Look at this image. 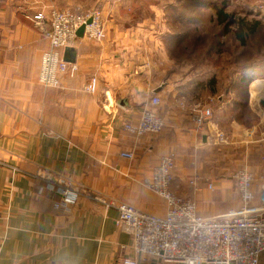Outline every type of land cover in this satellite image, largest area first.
<instances>
[{
    "label": "crops",
    "instance_id": "0c3cea01",
    "mask_svg": "<svg viewBox=\"0 0 264 264\" xmlns=\"http://www.w3.org/2000/svg\"><path fill=\"white\" fill-rule=\"evenodd\" d=\"M56 4L0 0V264H119L131 256L132 238L117 223L118 210L99 199L165 214V201L142 184L163 155L175 158L171 190L195 200L200 215L240 207L234 176L243 166L254 172L260 193L264 95L255 102L252 85L258 75L264 81L262 66L245 67L240 76L223 79L227 83L218 74L212 86L179 76L172 45L144 25L149 20L128 27L127 1L108 0L100 7L106 38L78 37L71 45L78 73L46 88L39 72L50 41L33 16ZM93 78L91 92L86 88ZM153 96L161 98L163 130L143 136L126 131L124 123L138 121ZM200 104L213 111L202 128L194 119ZM237 106L252 111L256 121L221 120L220 109ZM216 131L228 133L230 142L214 143ZM128 152L133 158L123 155ZM62 180L80 196L57 207L52 182ZM138 264L184 263L150 257Z\"/></svg>",
    "mask_w": 264,
    "mask_h": 264
},
{
    "label": "built area",
    "instance_id": "2783aa9c",
    "mask_svg": "<svg viewBox=\"0 0 264 264\" xmlns=\"http://www.w3.org/2000/svg\"><path fill=\"white\" fill-rule=\"evenodd\" d=\"M33 21L44 30L50 41V48L42 54L39 72V82L46 88L59 87L62 77H75L78 73L75 63L64 60L63 51L78 38L77 32L82 26L85 27L84 37L90 40L102 41L107 36L106 22L99 9L74 11L51 7L48 12L36 13ZM86 89L96 90L95 78ZM160 104L161 98L153 96L139 120L126 121L124 129L136 136L160 133L164 128V119L158 112ZM212 118L211 108L201 104L196 108L194 119L198 128ZM229 142L226 133L216 131L214 143ZM123 155L133 158L130 152ZM174 167V156L163 155L153 167L151 177L142 183L165 201L167 210L163 215L141 211L126 202L99 199L106 207L118 210L117 223L132 238L133 254L122 258L119 264H138L139 260L150 257L184 264H261L264 252V183L257 194L254 172L248 166L239 168L234 177L240 207L206 217L199 214L195 200L181 197L171 190ZM10 168L18 171L16 167ZM52 183L57 186L60 197L57 207L78 201L80 191L69 183L64 180ZM209 188L212 189L211 184Z\"/></svg>",
    "mask_w": 264,
    "mask_h": 264
},
{
    "label": "rangeland",
    "instance_id": "374dc122",
    "mask_svg": "<svg viewBox=\"0 0 264 264\" xmlns=\"http://www.w3.org/2000/svg\"><path fill=\"white\" fill-rule=\"evenodd\" d=\"M57 1L56 7L59 9L87 11L100 10L108 0ZM116 1H127V8L124 10L129 20L125 22L126 26H136L145 18L149 22L144 25L158 32L157 39L164 40L168 46L172 45L173 61L181 71L179 76L210 85V81L216 79L218 74L225 82L240 76L245 66L252 69L257 66L264 68V0H133L134 3L131 0ZM217 10L234 15L236 22L226 31L217 21ZM240 18L248 22L259 20L262 23L258 32L247 38L245 45H242L234 34L238 30L237 21ZM258 76H254L257 81L252 85V95L253 86L264 84L262 79H257ZM224 87L222 84L220 89ZM239 93V99L244 100L242 90ZM209 103L217 105V101ZM218 113L222 121H228L229 116L247 124L256 121L255 114L245 107L220 109Z\"/></svg>",
    "mask_w": 264,
    "mask_h": 264
},
{
    "label": "trees",
    "instance_id": "16d2710c",
    "mask_svg": "<svg viewBox=\"0 0 264 264\" xmlns=\"http://www.w3.org/2000/svg\"><path fill=\"white\" fill-rule=\"evenodd\" d=\"M216 18H217V21L219 22V24L223 25L225 31L228 30V27H230L233 23L236 22V21H234L235 18H234L233 14H229L223 10H217L216 11ZM237 24H238V30L234 34H235L236 38L239 40V42L242 45H245L247 38L255 35L258 32L259 28L261 27L262 23L259 20H254L252 22H248L246 19L240 18V19H238ZM245 67H247V66H245ZM214 81L215 80L210 81L209 86H212L214 84Z\"/></svg>",
    "mask_w": 264,
    "mask_h": 264
},
{
    "label": "water",
    "instance_id": "95a60500",
    "mask_svg": "<svg viewBox=\"0 0 264 264\" xmlns=\"http://www.w3.org/2000/svg\"><path fill=\"white\" fill-rule=\"evenodd\" d=\"M89 22H90V20H89ZM84 30H85V27L82 26V27L78 30V32H77V36H78V37H84ZM73 48H74V47H72L71 45H70V46H66V47L64 48V57H63V58H64L65 61H67V62H71V63L74 62V59L72 58V55H71V52L74 51ZM260 105L264 108V99H261V101H260Z\"/></svg>",
    "mask_w": 264,
    "mask_h": 264
},
{
    "label": "bare ground",
    "instance_id": "6f19581e",
    "mask_svg": "<svg viewBox=\"0 0 264 264\" xmlns=\"http://www.w3.org/2000/svg\"><path fill=\"white\" fill-rule=\"evenodd\" d=\"M264 95V84H256L254 86V92H253V98L255 99L254 101L256 102V99L261 96Z\"/></svg>",
    "mask_w": 264,
    "mask_h": 264
}]
</instances>
